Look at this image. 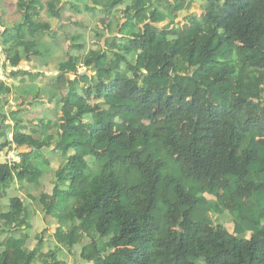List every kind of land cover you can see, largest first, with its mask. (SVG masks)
Wrapping results in <instances>:
<instances>
[{"label":"trees","instance_id":"trees-1","mask_svg":"<svg viewBox=\"0 0 264 264\" xmlns=\"http://www.w3.org/2000/svg\"><path fill=\"white\" fill-rule=\"evenodd\" d=\"M195 1L202 14L176 23ZM65 6L102 15L116 36L82 56L71 53L78 35L45 41ZM16 12L12 27L0 12V47L8 79L23 84L17 107L45 98L55 120L25 127L22 108L6 114L13 91L0 80V153L15 146L19 158L0 160V264H66L56 252L85 240L73 264H264V0H16ZM65 40L66 58L48 62ZM37 59L56 75L24 85L45 77L21 66ZM45 148L63 161L52 194L32 198L58 224L47 253L40 236L28 247L30 210L7 195L39 184ZM206 212H228L236 233Z\"/></svg>","mask_w":264,"mask_h":264},{"label":"rangeland","instance_id":"rangeland-1","mask_svg":"<svg viewBox=\"0 0 264 264\" xmlns=\"http://www.w3.org/2000/svg\"><path fill=\"white\" fill-rule=\"evenodd\" d=\"M0 12L3 11L2 19H6L8 21H11V24L14 23V21L18 22L19 16L16 12V0H0ZM188 14H196L200 15L202 14V10L200 7V3L198 1H195L192 3L189 13L187 14H181L177 20L176 23L183 22V17L187 16ZM41 18L43 21H50L46 16V11L43 10L41 13ZM117 16H120V13L117 12ZM1 19V18H0ZM108 21L107 18L103 17L102 15L96 14L91 15L89 12L82 11L81 13H75L72 9H69L68 6H65V11L63 12L61 22L53 21V29L54 31L57 30V35L50 37L46 35V40L49 43L54 41V39H58V41L61 40L64 36H75L78 35L80 42L83 44V49L81 50H71V53L74 55L82 56L86 55L90 50L97 49L98 46H104V41L106 37H112L116 36V28L112 26V32L109 30H104L103 22L106 23ZM167 22L159 24L158 27H163L166 25ZM63 25V26H62ZM96 31L99 33H103L104 38H100L99 41H97V38L95 36ZM106 31V32H105ZM71 43V40H65L64 44H61L60 49L55 53V55L51 56L50 60H47L48 62L57 63L58 59H64L66 58L65 54L67 51H70V48L68 45ZM38 62L34 63H26L25 61L21 62V66L24 68V70L32 69L34 67L35 73H44L45 77H40L35 80H30L28 76H24V85H32L35 84L37 86H43L48 82V79L54 75H56V67L53 64V68H45L42 64V61L37 59ZM9 71L12 69L8 66L2 68V72L4 75V80L7 85L10 86L13 93L7 95L4 100H6L5 104L3 105V110L5 113H9L10 111H17L19 108H22L24 112L19 115V118L22 120V123L25 127H30L29 123L32 122L31 127H35L36 120L42 119L43 117H46V113L44 109H47L52 112L54 109L53 104L48 103L47 99H43L42 103H35L34 107L26 105L22 107H17L18 104H20V100H15V94L18 92V88L21 87L23 84L19 82V80H12L8 79ZM78 71L79 73H86L88 76H92V73L87 70L85 67H83L81 64L78 65ZM68 78L70 80L74 79V75H68ZM3 80V81H4ZM44 106V109H43ZM49 119L55 120L54 117L49 114ZM38 123V122H37ZM5 126H9L7 128V135L8 139L12 140V134H13V124H10V121H7ZM15 150L11 152L4 151L0 153V160L1 161H19L18 156H16L17 149L15 146H13ZM27 151L30 152V149L22 148L19 151ZM51 151V150H50ZM39 158L44 157L48 161V166L46 167V170L44 171V175L40 179V182L38 185L30 184L27 182H24L20 184L19 182H15L8 190L7 195L8 197H18L21 200L27 204V207L30 210V224L31 228L28 231L21 232L23 234H27V244L29 248H34V246L37 243V237L40 236L42 240V249L44 253H47L50 250H55V237L54 234L56 232V229L58 227V224L52 219L50 216H46L43 214L42 211V205L32 200V198H39L41 194H52L53 188H54V175L53 172L56 170L61 164H62V157L60 153L57 152H49L48 148H45L43 151H40L37 155ZM210 199L215 200L214 198L207 196ZM3 204L4 202L1 200L0 202ZM2 210H6V208H2ZM204 221L208 223H213L215 225L221 224L228 232L230 233H236L234 231V223H233V217L228 212L223 213L222 215H215L211 212H206V215L204 216ZM237 235V234H236ZM250 234L244 233L241 236H238L239 238H248ZM5 236L4 234L0 233V241L4 240ZM88 240H85L82 242L81 246H77L74 248V254L68 253L63 250H60L61 252H56V256L60 261H64L66 264H73L75 261H80V251L83 246L88 244ZM1 249V248H0Z\"/></svg>","mask_w":264,"mask_h":264},{"label":"crops","instance_id":"crops-1","mask_svg":"<svg viewBox=\"0 0 264 264\" xmlns=\"http://www.w3.org/2000/svg\"><path fill=\"white\" fill-rule=\"evenodd\" d=\"M5 1V0H4ZM1 2V1H0ZM2 21H4V23L7 25V26H9V27H12L13 25H14V23H12V25H10L11 24V21H8V20H6V19H2ZM0 28H1V30H3V28L0 26ZM4 60H5V56H4V54H3V52H2V50H1V47H0V73H1V77H2V79H0L1 81H3L4 80V75H3V72H2V68H3V64H4ZM8 72H10L9 70H8ZM7 79H5L4 80V82L6 81ZM46 111H48V112H51V111H49V110H45V112ZM50 113H46V116H48ZM13 124V122H11L10 121V124ZM248 234H250V233H248ZM251 235V234H250ZM250 237V236H249ZM248 237V238H249ZM247 238V237H246Z\"/></svg>","mask_w":264,"mask_h":264},{"label":"built area","instance_id":"built-area-1","mask_svg":"<svg viewBox=\"0 0 264 264\" xmlns=\"http://www.w3.org/2000/svg\"><path fill=\"white\" fill-rule=\"evenodd\" d=\"M0 79H2V77H1V73H0ZM10 139V138H9Z\"/></svg>","mask_w":264,"mask_h":264}]
</instances>
